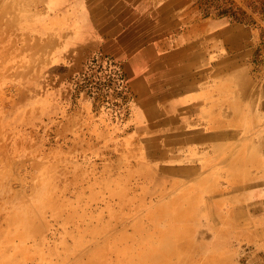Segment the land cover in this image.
<instances>
[{
	"label": "rangeland",
	"instance_id": "374dc122",
	"mask_svg": "<svg viewBox=\"0 0 264 264\" xmlns=\"http://www.w3.org/2000/svg\"><path fill=\"white\" fill-rule=\"evenodd\" d=\"M144 6L0 0V264H247L220 240L245 218L237 176L148 147L133 119L127 53L110 33ZM176 7L169 27L243 26L246 61H264V0Z\"/></svg>",
	"mask_w": 264,
	"mask_h": 264
},
{
	"label": "crops",
	"instance_id": "0c3cea01",
	"mask_svg": "<svg viewBox=\"0 0 264 264\" xmlns=\"http://www.w3.org/2000/svg\"><path fill=\"white\" fill-rule=\"evenodd\" d=\"M143 2L134 23L126 19L110 33L127 53L133 119L148 133V147H173L185 152L175 158L204 172L221 165L237 176L233 197L245 218L234 222L240 235L220 240L229 263L264 264V61H246L256 50L251 31L221 19L169 27L182 0L163 2L162 23L152 8L156 0Z\"/></svg>",
	"mask_w": 264,
	"mask_h": 264
}]
</instances>
